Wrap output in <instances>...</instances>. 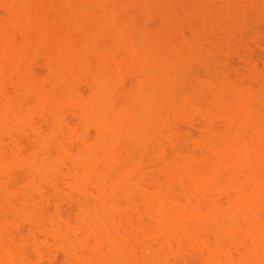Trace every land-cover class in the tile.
<instances>
[{"label":"clouds","instance_id":"clouds-1","mask_svg":"<svg viewBox=\"0 0 264 264\" xmlns=\"http://www.w3.org/2000/svg\"><path fill=\"white\" fill-rule=\"evenodd\" d=\"M0 264H264V0H0Z\"/></svg>","mask_w":264,"mask_h":264}]
</instances>
